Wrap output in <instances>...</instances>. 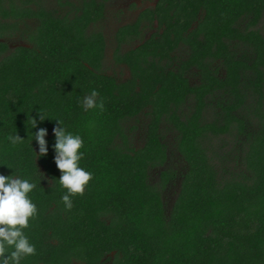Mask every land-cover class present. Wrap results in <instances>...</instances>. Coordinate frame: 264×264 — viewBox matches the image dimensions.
<instances>
[{"label": "trees", "instance_id": "obj_1", "mask_svg": "<svg viewBox=\"0 0 264 264\" xmlns=\"http://www.w3.org/2000/svg\"><path fill=\"white\" fill-rule=\"evenodd\" d=\"M112 2L0 0V160L38 182L25 230L37 251L22 264H264V0H159L147 25L115 30L126 80L125 67L104 70ZM18 35L29 47L9 46ZM93 89L104 106L85 110ZM37 108L84 142L92 179L70 210L59 125L39 124L42 158L26 139ZM14 131L26 139L15 148L4 139Z\"/></svg>", "mask_w": 264, "mask_h": 264}, {"label": "clouds", "instance_id": "obj_2", "mask_svg": "<svg viewBox=\"0 0 264 264\" xmlns=\"http://www.w3.org/2000/svg\"><path fill=\"white\" fill-rule=\"evenodd\" d=\"M98 92L93 89L80 102L85 110L103 108V102H97ZM35 110V115H32ZM27 118L31 125V135L27 132V138L32 152L37 160L48 154V143L45 137L47 129L39 127L46 120H54L59 127L53 128L55 143L54 163L61 175L58 183L67 190L61 197L66 209L73 207L71 197L82 195L85 187L92 179V173L80 166L84 153L80 151L83 147V139L78 134L67 131L63 121L53 119L42 108L34 109ZM27 128V125H26ZM35 129L33 132L32 130ZM8 144L15 148L26 140L18 131L9 133L4 138ZM35 140L38 151L32 146ZM0 166L11 169V174L0 173V264H22L30 256L36 255V246L30 241L26 229L30 227V221L38 215L36 203L33 202L30 193L37 188V181L28 174H22L15 166L6 160H0Z\"/></svg>", "mask_w": 264, "mask_h": 264}, {"label": "flooded vegetation", "instance_id": "obj_3", "mask_svg": "<svg viewBox=\"0 0 264 264\" xmlns=\"http://www.w3.org/2000/svg\"><path fill=\"white\" fill-rule=\"evenodd\" d=\"M120 1H124V0H113V3L120 2ZM158 1L159 0H128L127 2H125L124 6H119L115 9H113V10H115V13L111 12L110 10H107L108 11V18L114 17L115 15H117V17L115 16V18L117 20L116 22L118 23L116 29L123 27V26H126V25L136 24L139 22L140 19H141L140 23L144 27L145 25L148 24V21L145 20V18H141V16L147 10L155 9ZM129 14L131 15L130 18L127 17ZM126 17H127V19H126ZM155 27H157V23H155ZM154 32H155V30H153V29L145 31L144 32L145 37L143 38V40H141L142 38L134 39V40H128L129 42L124 44L123 47L124 48L127 47V49L132 48V47H137L138 45H141L144 42V40L149 39ZM8 44L11 48L13 47V45L10 44L9 42H8ZM176 57L178 58V61L173 64L176 66L187 62V59H188V57L185 53L182 55H178ZM166 64L169 68L170 64L168 63V61L166 62ZM214 66H216V69H217V65L214 64ZM118 67H120L122 69H123V67H125L124 71L120 72V70H119L118 76H120V77L123 76L124 77L123 80L130 78V76H131L130 72L128 71V73L126 74L127 66L121 65ZM191 68H192V71L187 70L189 75H187V77L185 76L187 78L186 80H188V82L191 85H194V84L200 85L201 81H202V74L199 73L196 68H194V67H191ZM172 201H174V198L172 199Z\"/></svg>", "mask_w": 264, "mask_h": 264}, {"label": "rangeland", "instance_id": "obj_4", "mask_svg": "<svg viewBox=\"0 0 264 264\" xmlns=\"http://www.w3.org/2000/svg\"><path fill=\"white\" fill-rule=\"evenodd\" d=\"M128 0H124V1H120V2H115V3H111L110 4V7H109V10L113 13H115V8L119 7V6H124L125 5V2H127ZM131 10V9H130ZM117 17V15H115ZM114 17H109V19L107 20L106 22V30L105 33L107 34V38L109 40V43L108 44V59L107 61H105V64H104V70L106 71H116L118 69V66L114 63V54H115V51H114V48L117 46V42L114 40V35H115V30H116V27H117V20L116 18ZM130 14L127 16L128 18H130ZM126 17V19H127ZM7 42H9L10 44L13 45L12 49H16L20 46H26V47H29V44L27 42H25V40H20V37L18 35L17 39H14V40H7ZM125 50L127 49V47L124 48ZM110 73V72H109ZM118 73V72H117ZM128 73V69H126V74ZM112 74V73H111ZM171 144V142H169ZM155 178L158 177L157 174L154 175ZM174 191L173 190H169L167 192V195L169 196V199H173L175 197L174 195Z\"/></svg>", "mask_w": 264, "mask_h": 264}]
</instances>
